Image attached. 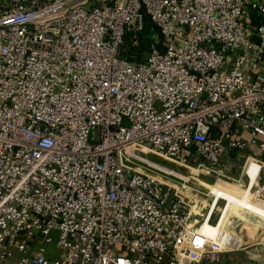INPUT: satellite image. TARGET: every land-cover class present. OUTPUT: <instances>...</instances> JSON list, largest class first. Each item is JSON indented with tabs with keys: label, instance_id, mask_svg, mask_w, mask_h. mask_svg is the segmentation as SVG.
<instances>
[{
	"label": "built area",
	"instance_id": "built-area-1",
	"mask_svg": "<svg viewBox=\"0 0 264 264\" xmlns=\"http://www.w3.org/2000/svg\"><path fill=\"white\" fill-rule=\"evenodd\" d=\"M262 141L264 0H0V264H174L199 208L141 150L226 179Z\"/></svg>",
	"mask_w": 264,
	"mask_h": 264
},
{
	"label": "rangeland",
	"instance_id": "rangeland-1",
	"mask_svg": "<svg viewBox=\"0 0 264 264\" xmlns=\"http://www.w3.org/2000/svg\"><path fill=\"white\" fill-rule=\"evenodd\" d=\"M144 25L142 24V28ZM146 26H145V31L148 32L147 36H151L154 39H157L158 38L157 30L151 27L147 22H146ZM129 42L130 40H125L123 42V45L121 46L120 51L129 60H133V59L135 60L136 59L134 58L135 51L133 50L135 48L131 49V47H135L136 45H132L131 42L129 44ZM142 55L143 53L142 54L140 53L138 57ZM142 157L145 158L146 160H149L148 161L149 163L157 167L154 168L152 166H148V165L145 166L139 163L136 164L134 163L133 167H135L138 171L142 173L156 176L160 178L164 183H167L179 189L186 197H188L199 208L198 214L194 215L191 220V224H192L191 228H194L191 236V246L193 247L192 250H199L202 246H206L210 243L213 244L216 243L219 240V237L227 232L231 233V235L234 236V238H237V236H239L238 240H242V242H249V241L252 242L253 238L251 239L246 231L243 230L241 231L238 228L240 227V225L244 226L245 229L247 228L254 229L257 232H260L259 235L264 236V231H261L259 229L250 226V225H254V222L256 221L264 223L263 218L256 216V214L259 213V210H256V207H254V206L264 207V202L262 200L259 201L258 199L254 198V196L252 195L253 194L252 189L257 184V182L254 181L252 178L246 177L245 179L242 180V182L235 190H228L221 185L224 183H228L233 177L237 178L240 175L239 166H241L244 160L243 156H237L236 160L233 157L232 159L231 156L229 157L232 160L228 164V172H227L228 178L226 179H221L216 174L213 173H204V172L200 176L195 178L190 176V174L188 173L189 166L188 167L181 166L175 168L170 164L152 155L142 154ZM160 168L165 169L171 172L172 174H169L166 171L164 172ZM177 176L179 178H177ZM192 182L200 183L202 185H205L209 190L221 192L227 195L228 197L233 198L243 204L252 206V208L255 211L247 209L242 205H239L230 200L220 198L209 190L198 188L194 184H191ZM252 185L253 187H251ZM227 215L229 216L228 218L226 217ZM223 218H227V220L225 219L226 221H223ZM241 221L242 222L247 221L251 224L250 225L246 223L241 224ZM237 223L239 224L237 225ZM216 230H218V233L214 236ZM206 233H209V236L210 237L213 236V238H205L204 240H202L203 242L198 245L193 243V240L196 237V235L200 234L203 236ZM188 249H189L188 246H184L180 251H186ZM247 250L249 252L252 253L254 252L261 255L264 254V245L260 244L255 248H249ZM177 259H178V255L177 253H175L173 255L174 264H176ZM186 262L187 261H184L182 264H185Z\"/></svg>",
	"mask_w": 264,
	"mask_h": 264
},
{
	"label": "crops",
	"instance_id": "crops-1",
	"mask_svg": "<svg viewBox=\"0 0 264 264\" xmlns=\"http://www.w3.org/2000/svg\"><path fill=\"white\" fill-rule=\"evenodd\" d=\"M262 146H248L246 147V149L244 150V152H242L243 155L245 154H249L251 157L257 159L258 161L254 160L255 163H259L262 164V169L264 170V141L261 142ZM205 186V185H204ZM212 192V191H211ZM216 192V193H214ZM213 194H215L216 196L220 197V198H224L227 200H230L232 202H235L239 205H242L243 207L250 209L252 211H255L252 206L243 204L233 198L228 197L227 195L218 192V191H213ZM217 193H221L223 194L222 196L217 194ZM256 207V210H259V213L256 214V216H259L261 218L264 219V207L263 206H254ZM240 223V222H239ZM246 223V224H251L249 222H242L241 224ZM254 226H256L257 228H259V230L264 231V223L256 221L254 222ZM241 231H245L244 226L238 227ZM257 232V231H256ZM218 233V230H216L214 236ZM260 233V232H258ZM237 238H234V236L231 235V233L227 232L222 234L219 237V240L214 243L215 246H217L219 248L218 252H219V259L217 261H208L205 258H201L199 259L197 262L195 263H190V264H264V254H257V253H252L249 252L247 249L249 248H255L256 246H259L260 244L264 245V236L263 235H259V238L257 240L254 241H249V242H242V240H238ZM205 238H213L209 236V233H206L205 235H196V237L193 240V243L195 244H201ZM231 238V239H230ZM233 239V240H232ZM46 250L49 253L50 256H53L54 251H51V247H47L46 246ZM192 254V255H191ZM178 260L176 264H181L184 261H190L191 258H198L197 257V251H193L191 253H185L183 254L181 257L178 254ZM161 264H168L167 260L164 258V260L162 261Z\"/></svg>",
	"mask_w": 264,
	"mask_h": 264
},
{
	"label": "bare ground",
	"instance_id": "bare-ground-1",
	"mask_svg": "<svg viewBox=\"0 0 264 264\" xmlns=\"http://www.w3.org/2000/svg\"><path fill=\"white\" fill-rule=\"evenodd\" d=\"M142 154H149V155H152L168 164H170L171 166L175 167V168H178V167H188L187 165H182V164H179L176 160L172 159V158H169V157H166V156H163V155H159L157 154L156 152L150 150V149H144V150H141L140 152V157L135 161V164L136 163H139V164H143L145 166H152V167H157L151 163H149L148 161L149 160H146L145 158L142 157ZM177 164V165H176ZM179 165V166H178ZM263 167L262 164H259V163H255L254 159L251 158V157H247L245 158V160L243 161V164L241 166V169H240V175L236 178V177H233L228 183H224V184H221L223 187H225L226 189L228 190H235L239 184L242 182L243 179H245L246 177L248 178H252L254 181L257 182V178H258V175H259V168ZM135 168V167H134ZM136 169V168H135ZM162 171H166L167 173L169 174H172L171 172L165 170V169H162L160 168ZM137 170V169H136ZM189 174L190 176L192 177H198L200 176L203 171H201L200 169L196 168V167H192V166H189ZM205 173V172H204ZM145 174V173H144ZM149 175V174H148ZM153 176V175H151ZM159 180H161L160 178L156 177V176H153ZM177 178H179L177 176ZM252 180V181H253ZM162 181V180H161ZM163 182V181H162ZM191 184H194L196 187L198 188H201V189H206V190H209L206 186L200 184V183H197V182H192ZM253 187V185L251 186ZM209 191H212V190H209ZM213 192V191H212ZM216 193V192H214ZM219 195H223L221 193H217ZM264 202V200H263ZM200 214V213H199ZM202 216V214H201ZM227 218L229 217L228 215L226 216ZM227 218H223V221H226ZM226 219V220H225ZM229 223V222H228ZM239 223H237L238 225ZM230 225V224H228ZM236 225V226H237ZM193 229L194 228H191L189 229L186 233H185V237H184V241L186 244L189 245V249L186 250V251H180L178 250V254L180 255V257L185 254V253H191L193 251H197V257H199V255L204 252V251H207L209 249H215V250H219V248L217 246H215L213 243H210L206 246H202L199 250H192L193 247L191 246V236H192V233H193ZM192 255V254H191ZM196 258H191L190 260H195Z\"/></svg>",
	"mask_w": 264,
	"mask_h": 264
},
{
	"label": "trees",
	"instance_id": "trees-1",
	"mask_svg": "<svg viewBox=\"0 0 264 264\" xmlns=\"http://www.w3.org/2000/svg\"><path fill=\"white\" fill-rule=\"evenodd\" d=\"M146 22L151 26V27H153V28H155L152 24H151V22L145 17L144 18V21H143V28H142V30L139 32V33H137L136 34V37H137V42L139 41V43H137V45L135 46V47H131V49H133V48H135V49H133L134 51H135V57L134 58H136L135 60H138L139 59V55H140V53L142 54L144 51H145V48L147 47V45H148V43L151 41V39L153 38V37H151V36H147V34H148V32L147 31H145V26H146ZM147 27V26H146ZM156 29V28H155ZM157 30V29H156ZM132 34L131 33H127L126 35H125V37H124V41L125 40H130L131 41V38H132ZM129 44H130V42H129ZM134 60V59H133ZM250 225V224H249ZM251 227H253V228H256V229H259V228H257L256 226H254V225H250ZM245 231L248 233V235L250 236V238L252 239L253 238V241L254 240H257L258 238H259V233L258 232H256L254 229H250V228H247V229H245Z\"/></svg>",
	"mask_w": 264,
	"mask_h": 264
}]
</instances>
